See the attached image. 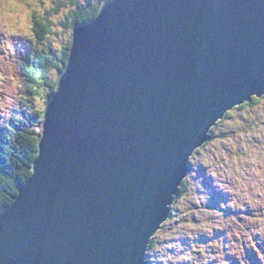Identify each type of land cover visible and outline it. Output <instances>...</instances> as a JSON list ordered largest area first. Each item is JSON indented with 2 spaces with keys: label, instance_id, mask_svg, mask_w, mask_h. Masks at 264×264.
<instances>
[{
  "label": "water",
  "instance_id": "water-1",
  "mask_svg": "<svg viewBox=\"0 0 264 264\" xmlns=\"http://www.w3.org/2000/svg\"><path fill=\"white\" fill-rule=\"evenodd\" d=\"M263 96L264 0H104L0 214V264H149L193 152Z\"/></svg>",
  "mask_w": 264,
  "mask_h": 264
},
{
  "label": "rangeland",
  "instance_id": "rangeland-1",
  "mask_svg": "<svg viewBox=\"0 0 264 264\" xmlns=\"http://www.w3.org/2000/svg\"><path fill=\"white\" fill-rule=\"evenodd\" d=\"M56 1L0 0V45L7 52V68L12 60L23 67L32 38L31 11H51ZM92 1L76 0L75 6ZM72 7L67 4L51 13L55 33L43 45L56 51L65 46L72 31L62 22ZM51 75L59 78L57 71ZM37 101L46 106L45 100ZM231 113L219 126V137L195 151L199 154L187 173L188 189L175 195L172 217L154 236L156 245L147 255L150 264H253L251 251L264 253V246L258 245L264 239V96L256 105ZM258 231L262 239L254 241L260 238Z\"/></svg>",
  "mask_w": 264,
  "mask_h": 264
},
{
  "label": "trees",
  "instance_id": "trees-1",
  "mask_svg": "<svg viewBox=\"0 0 264 264\" xmlns=\"http://www.w3.org/2000/svg\"><path fill=\"white\" fill-rule=\"evenodd\" d=\"M68 1H56L51 11L41 12L38 9L31 11L32 38L29 51L24 56L23 67L17 68L19 61L12 60L8 68L6 66L3 68L6 70L3 71L2 76L5 77L0 85V210L14 201L20 187L26 184L33 174L41 136V131L36 127L41 126L45 111V107L38 105L37 100L39 98L45 100L43 105H46L54 95L58 89L59 78L51 74L52 71H57L58 77L62 74L68 62L75 27L94 18L104 2V0H91L90 4L75 6L76 0ZM67 4L73 7L68 10V17L62 24L66 29H71L72 34L65 46L56 51L43 45V41L50 34L55 33L51 13L57 14L60 7L63 8ZM2 59L4 61V58ZM7 61L9 62L10 59L8 58ZM260 99L254 97L251 102L240 105L237 109L256 105ZM231 115V112L227 113L210 130L209 141H215L219 137L217 134L219 126ZM202 148H198L197 151L201 152ZM198 154L195 152L191 157L190 168ZM187 189L188 183L184 181L178 195H184ZM155 245L153 238L149 250ZM253 264H262L260 257H256Z\"/></svg>",
  "mask_w": 264,
  "mask_h": 264
},
{
  "label": "clouds",
  "instance_id": "clouds-1",
  "mask_svg": "<svg viewBox=\"0 0 264 264\" xmlns=\"http://www.w3.org/2000/svg\"><path fill=\"white\" fill-rule=\"evenodd\" d=\"M226 115H227V114H226ZM209 140H210V136H209ZM209 140H208V141H209ZM208 141H207V142H208ZM207 142H206V143H207ZM199 148H200V147H199ZM197 149H198V148H197ZM197 149H196V150H197ZM196 150H195V151H196ZM195 151L193 152V154L195 153ZM193 154H192V155H193ZM192 155H191V157H192ZM191 157L189 158V161H188V167H189V168H188V172H189L190 169H192V168H190V165H189V162H190ZM188 172H187V173H188ZM187 176H188V175L186 174V176L184 177L185 180H183V181L181 182L180 186L184 183V181H187V179H186ZM187 183H188V181H187ZM179 189H180V187H179ZM178 194H179V192H178ZM178 194H177V195H178Z\"/></svg>",
  "mask_w": 264,
  "mask_h": 264
},
{
  "label": "snow or ice",
  "instance_id": "snow-or-ice-1",
  "mask_svg": "<svg viewBox=\"0 0 264 264\" xmlns=\"http://www.w3.org/2000/svg\"><path fill=\"white\" fill-rule=\"evenodd\" d=\"M15 6V5H14ZM8 10H13V8L12 7H9V9Z\"/></svg>",
  "mask_w": 264,
  "mask_h": 264
},
{
  "label": "bare ground",
  "instance_id": "bare-ground-1",
  "mask_svg": "<svg viewBox=\"0 0 264 264\" xmlns=\"http://www.w3.org/2000/svg\"><path fill=\"white\" fill-rule=\"evenodd\" d=\"M183 180H185V179H183ZM220 206V205H219ZM221 207V206H220ZM219 208V207H218ZM227 210V209H226ZM223 211V210H222ZM231 211H232V209H231ZM228 212V211H227ZM252 225V224H251ZM256 226V225H255Z\"/></svg>",
  "mask_w": 264,
  "mask_h": 264
}]
</instances>
